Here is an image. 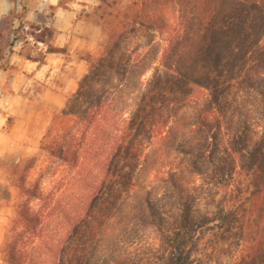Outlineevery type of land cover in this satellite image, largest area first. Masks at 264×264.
<instances>
[{
	"label": "rangeland",
	"instance_id": "374dc122",
	"mask_svg": "<svg viewBox=\"0 0 264 264\" xmlns=\"http://www.w3.org/2000/svg\"><path fill=\"white\" fill-rule=\"evenodd\" d=\"M135 1L80 0L87 8L82 7L74 18L73 26L78 31L79 27L85 26L86 34H73L64 44L63 51H48L49 45L55 47L53 20L49 22L51 25L48 24L39 32L32 31L29 26L24 29L19 27L18 34H7V25L4 34H0V69L9 68L10 56L17 51L23 52L29 60L37 59L42 63L45 62V53H50V63L56 64L55 70L49 67L40 79L34 78L31 87L25 92L7 88L6 85L0 91V98L4 95L12 99L15 94L27 98L25 102L13 99V113L4 121L0 119V124L4 122L7 126L6 132L5 129L0 131V264H11L13 255L17 256L19 250L25 255L35 252L39 258H44L46 240L56 237L68 227L74 228L68 243L77 264H163L160 262L159 232L155 223H152L151 214L162 216L164 222L168 223L185 204L190 207L195 218L206 221L198 233L194 264H231L238 256L242 243L238 228L235 227L222 238L221 230L214 221L228 196V187L211 176L209 164L199 162V173L192 171L189 166V150L201 139V135L186 129V124L189 122L188 116L198 109L202 92L195 94L182 109L174 112L175 117L169 124L172 122L175 129L166 140L157 133V124L165 122L166 115L162 119L157 116L150 119L146 128L141 127L138 119H135L132 122L133 134L129 136L132 140L126 141L134 151V157L130 159V182L125 181L113 192L100 196L95 201L90 217L73 223V226L65 217L68 214L71 217L83 216L85 194L81 190L82 186L73 181L76 169L57 162L40 148V142L45 134L44 142H52L76 128L87 134L92 132V127H87L84 122L78 123L74 115L62 116V113L68 109L76 113L79 108H83L81 100L86 95L76 94L78 84L87 70V55H100L105 34H113L110 28L122 19L124 13L135 8H131ZM68 2L59 1L64 7H67ZM176 10L175 3L169 1L162 5L159 13L171 24ZM23 13L24 7H13L9 16L18 17ZM80 20L84 24L77 22ZM22 31L33 33L22 34ZM115 34H128L127 38L123 37L118 52L136 48L138 52L144 50L153 57L154 53L159 52L166 32L139 22L131 30H122L117 25ZM25 38L30 39L26 42ZM18 70L14 68L10 72L17 73ZM149 74L150 70L139 79L134 77L127 84L120 85L124 81H116L118 86L108 89L111 104L105 124L108 132L115 133L128 126L127 117L132 104L130 92L134 87L136 89L138 81ZM26 76L33 78V74L29 76L28 72ZM113 78L118 80L119 77L113 75ZM67 84L70 87L68 90L65 89ZM89 85L92 86L93 82ZM241 89L242 85H239L233 92V111L257 132L262 121L258 117L256 95ZM224 137L221 131L219 138ZM90 143L85 142L83 145L89 146ZM169 168L178 170L174 171L177 175L172 176V179L167 173ZM89 170L86 173L89 174ZM174 182L182 186L175 189ZM128 186L133 189L128 191ZM31 191L37 194L36 197L31 196ZM144 197H147L148 204H145ZM25 207L30 212L45 216L42 218L44 226L39 238H32L26 232L21 238L17 235L22 231L18 220ZM144 217H148L151 223Z\"/></svg>",
	"mask_w": 264,
	"mask_h": 264
},
{
	"label": "trees",
	"instance_id": "16d2710c",
	"mask_svg": "<svg viewBox=\"0 0 264 264\" xmlns=\"http://www.w3.org/2000/svg\"><path fill=\"white\" fill-rule=\"evenodd\" d=\"M169 1L177 6L171 24L159 13L162 5ZM131 8L110 28L113 34H105L100 55H87V70L76 94L86 95L81 100L83 108L76 113L71 109L62 111V116L74 115L78 123L92 127V132L87 134L76 128L52 142H44L45 134L40 142V148L57 162L76 169L73 181L82 186L85 194L83 216L68 214L65 217L71 226L90 217L100 196L113 192L125 181L130 182V159L134 151L126 141L132 140L129 136L133 134L135 119L146 128L150 119L155 116L162 119L166 115L165 122L157 124L159 137L166 140L175 129L172 122L169 124L175 117L174 112L202 92L201 103L195 113L188 116L186 124V129L201 135L189 150V166L199 173V162L209 164L211 176L228 187V196L214 221L222 238L235 227L241 233L240 252L231 264H264V0H136ZM139 22L166 32L159 52L153 57L136 48L118 52L123 37L127 38L128 34H115L117 25L122 30H131ZM63 50L51 45L48 48L50 52ZM148 70L149 76L138 81L136 89L130 92L128 126L115 133L108 132L105 128L107 113L111 111L108 89L116 88V81H124L122 85L130 83L134 77L139 79ZM113 75L119 77L118 80ZM106 84L110 86L107 88ZM239 85L248 94L256 95L258 117L262 121L257 132L233 111V92ZM221 131L225 137L220 139ZM85 142L91 143L84 146ZM174 171L178 170L168 169L171 179L177 175ZM174 186L179 189L182 185L174 182ZM36 195L31 191L32 197ZM144 198L148 204L147 197ZM44 217L25 207L18 220L22 226L18 237L26 232L32 238H39ZM144 219L149 221L148 217ZM151 219L159 232L160 262L194 264L198 233L206 221L195 218L187 204L168 223L153 213ZM68 228L46 240L44 258H39L35 252L25 255L19 250L11 264H17L14 261L18 264H77L68 243L74 228Z\"/></svg>",
	"mask_w": 264,
	"mask_h": 264
},
{
	"label": "crops",
	"instance_id": "0c3cea01",
	"mask_svg": "<svg viewBox=\"0 0 264 264\" xmlns=\"http://www.w3.org/2000/svg\"><path fill=\"white\" fill-rule=\"evenodd\" d=\"M59 1L60 0H0V31H2L0 34H4L3 31H5L7 25V34H18L17 31L14 33L13 29H17L20 24L21 29L30 26L32 31L39 32L44 27H48V24H50L49 22L52 20L54 21H52L53 27H55V30L53 29L55 34V42L53 45L57 47H63L64 44L68 42V39L75 33L86 34L85 26L79 27L80 30L78 31L77 27L73 26V22L82 7L86 9L87 5H82L80 0H69L67 7H64ZM13 7H24V13L21 15V19L9 16V12ZM50 10H52V14L49 15ZM77 22L84 24L81 20ZM32 33L33 32L27 33L26 31H22V34ZM28 39L30 38H25L24 40L27 42ZM35 42L37 43L38 41ZM50 53H45V62L42 63L41 60L37 59L29 60L21 51L13 52L10 56L9 68L0 69V91L3 89L4 85H6L7 88L25 92L31 87V81H33L34 78L40 79L42 73L49 67L55 70V62L51 64L50 58H48ZM14 68H19L17 73L13 71L10 72V70ZM26 72H28L29 76L33 74V78L27 77ZM69 88L67 84L65 89L68 90ZM15 98L24 102L27 100L25 96L18 94H15L12 99L4 95L0 98V119H3V121L7 119L9 114L13 113L12 104L14 102L12 100ZM3 129H5L4 132H6L7 126L4 122L0 124V131Z\"/></svg>",
	"mask_w": 264,
	"mask_h": 264
}]
</instances>
